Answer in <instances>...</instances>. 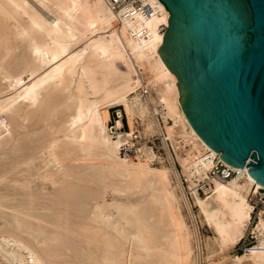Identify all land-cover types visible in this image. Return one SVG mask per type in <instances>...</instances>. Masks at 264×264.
I'll return each mask as SVG.
<instances>
[{"label":"bare ground","instance_id":"obj_1","mask_svg":"<svg viewBox=\"0 0 264 264\" xmlns=\"http://www.w3.org/2000/svg\"><path fill=\"white\" fill-rule=\"evenodd\" d=\"M139 2L0 0V264L193 262L174 166L120 151L137 137L134 119L149 117L145 129L164 132L191 184L217 154L190 125L178 77L157 53L169 11ZM111 108L124 111L128 131L110 132ZM239 171L192 193L206 255H220L213 264H264L263 217L250 228L257 244L226 254L250 226V192L264 188ZM107 188L119 197L105 201Z\"/></svg>","mask_w":264,"mask_h":264},{"label":"water","instance_id":"obj_2","mask_svg":"<svg viewBox=\"0 0 264 264\" xmlns=\"http://www.w3.org/2000/svg\"><path fill=\"white\" fill-rule=\"evenodd\" d=\"M160 1L170 16L157 53L190 125L264 184V0Z\"/></svg>","mask_w":264,"mask_h":264},{"label":"built area","instance_id":"obj_3","mask_svg":"<svg viewBox=\"0 0 264 264\" xmlns=\"http://www.w3.org/2000/svg\"><path fill=\"white\" fill-rule=\"evenodd\" d=\"M108 4H110L114 9L119 8L122 5L132 3L134 6L139 8L140 2L139 0H105ZM149 7L144 6L145 11H149ZM142 95H147L150 91L149 87L144 84L140 88ZM112 109V108H111ZM117 118H121L123 121V115L119 116L117 110H115ZM157 123L159 126L163 124V120L160 114H156ZM114 121L109 120V130L112 134L117 130H124V121L123 125L116 129L114 127ZM125 131V130H124ZM134 137L131 139L130 144L125 143L121 145L120 151L124 155L128 154V157L132 155V157H142L148 160L152 164H167L170 166H174L176 175L175 179L177 180V184L183 197L184 202V210L190 215V224L195 231V237L197 245L196 252L197 255L202 257L203 255V240L204 235L207 233L206 228L201 224L198 216V210L193 202L192 193L195 191L198 194L206 195L207 193L212 192V187L214 186V180L226 181L230 180L234 177L241 176L244 173L240 172L241 168H233L229 164L225 163L220 157L219 153L214 157V164L211 169L207 172L205 177L202 179H195V183L191 184L190 180L186 177L184 173L181 171V167L176 159V155L173 151V148L170 144V140L164 134L163 131H156L155 135L150 138H142L141 133L136 131ZM145 140V141H144ZM143 141V142H142ZM142 143H145L146 148H142ZM165 143V145L163 144ZM249 202L251 205V214L253 220L258 219L259 217L264 218V188L263 187H254L249 195ZM249 240V243H239L238 250L241 252L247 251L249 248L253 246L255 241V237L252 233L248 232L246 236L242 240ZM237 247V246H236Z\"/></svg>","mask_w":264,"mask_h":264},{"label":"rangeland","instance_id":"obj_4","mask_svg":"<svg viewBox=\"0 0 264 264\" xmlns=\"http://www.w3.org/2000/svg\"><path fill=\"white\" fill-rule=\"evenodd\" d=\"M138 91L140 92V89H138ZM115 110H117V108H112V109H110V116H111V121L113 122V120H114V118L115 117H117L116 116V112H115ZM148 119H149V117H148ZM148 119L146 118L145 119V121H142L140 118H135L134 119V130L136 131H138V133L140 132L141 133V135H142V138H144V139H146V138H151L152 139V137L155 135V131H152V130H146L145 129V126H146V122H148ZM140 120V121H139ZM123 121H124V130H129V127H128V124H127V118H126V115H125V113H124V111H123ZM147 131V132H146ZM152 131V132H151ZM145 141V140H144ZM143 142V141H142ZM131 159H133L134 157H132V155H130L129 156ZM95 158H91V159H89L91 162H96V160H97V162L99 161L98 159H95ZM88 160V159H87ZM88 160V161H89ZM171 185H172V187L173 188H175L176 189V193L178 194V196L180 197V198H182L180 195V193H179V191L177 190V188H176V185L175 184H173V183H171ZM113 197H119V196H117V195H114L113 193H112V191H111V189L110 188H107L104 192H103V199L105 200V201H111L112 199H113ZM122 199H124V198H122ZM125 200V199H124ZM182 200V199H181ZM184 204H183V213L185 214V216H186V218H187V220H188V223H189V226H190V228H191V231L192 232H194V229H193V227L191 226V224H190V219H189V214H187V212H185V210H184ZM257 219H255V220H253V218L251 219V223L249 224L250 226H249V228H248V230H247V232H246V234H245V236L247 235V233L248 232H250L251 233V227H252V225L254 224V222L256 221ZM205 227V226H204ZM206 228V230H207V233L205 234V235H208V229H207V227H205ZM195 234V233H194ZM194 234L192 233V240H193V244H195V242H196V237L194 236ZM244 238V237H243ZM242 238V239H243ZM240 240L238 243H244V240ZM237 243V244H238ZM245 243H249V240L247 239V240H245ZM234 245L233 247H230L229 248V250L226 252V254L229 252L230 254H232V255H238V256H241V255H243L245 252H241L240 250H238V245ZM255 244H257V242H256V238H255V241H254V243H253V245H255ZM237 246V247H236ZM196 250V244H195V248H194V254H195V256H194V258H193V262L191 263V264H213V263H215V262H218L219 260H221L220 258H219V256L220 255H216V256H213V257H207V255H206V251H205V248L203 247V255H202V257H200V256H198V255H196L197 254V252L195 251ZM200 257V258H199Z\"/></svg>","mask_w":264,"mask_h":264}]
</instances>
